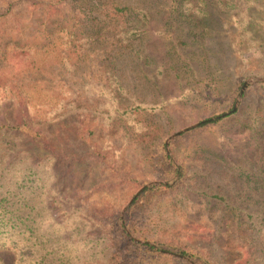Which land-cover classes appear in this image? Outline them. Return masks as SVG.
Segmentation results:
<instances>
[{
  "label": "rangeland",
  "instance_id": "rangeland-1",
  "mask_svg": "<svg viewBox=\"0 0 264 264\" xmlns=\"http://www.w3.org/2000/svg\"><path fill=\"white\" fill-rule=\"evenodd\" d=\"M130 3L148 11L153 33L135 42L140 57L127 53L111 66L103 55L87 60L69 57L70 48L92 27L85 14L74 12L69 5L21 7L15 22L0 29V67L5 65L10 45H68L64 52L68 60L54 55L39 71L6 86L0 84V124L27 126L31 129L27 136L38 134L37 141L20 147L19 153L31 151L33 161H46L39 163V169L48 173L52 191L47 196L53 216L59 219L61 211L53 201L61 199L77 211V217L93 223L89 233L100 234L113 216H126L146 188L173 186L179 176L161 180L155 171L159 154L154 143L159 140L165 143L173 165L180 168L185 162L200 172L197 182L202 187L194 189L219 191L235 205L246 201L247 209L253 211L255 188L264 182V128L258 133L232 118L209 129H196L205 120L230 116L233 107L234 111L241 109L240 117L251 119L258 107H264V89L253 88L264 83V77L251 76L244 85L239 81L240 59L228 37L231 10L212 9L215 19L207 27L203 16L189 11L193 17L182 29L192 33L186 55L192 69L185 74L179 70L178 59L168 56L169 43L158 35L170 15L169 0ZM248 57L256 65L264 62L262 48ZM171 67L180 71L182 81ZM114 75L125 88H110L108 81ZM115 90L120 107L103 102L104 94ZM57 95L63 100L60 116L40 123L37 112L31 111L34 121L29 109L47 105ZM116 106L125 114H117ZM138 106L155 109L141 113ZM259 115L264 123V114ZM186 195L165 200L153 215L152 236L159 243L185 250L208 246L212 252L218 245L222 251L219 264H257L256 250L246 241L253 232L236 217L237 212L213 206L205 196ZM261 239L264 245V229ZM0 256L5 264L17 262L10 252Z\"/></svg>",
  "mask_w": 264,
  "mask_h": 264
},
{
  "label": "trees",
  "instance_id": "trees-1",
  "mask_svg": "<svg viewBox=\"0 0 264 264\" xmlns=\"http://www.w3.org/2000/svg\"><path fill=\"white\" fill-rule=\"evenodd\" d=\"M31 4L52 7L69 5L75 8L74 12H81L86 19L89 18L92 27L68 51L69 57L80 60L98 54L103 55L107 65L111 66L127 53H136L140 57L141 53L134 50L135 42H141L153 33L150 30L151 17L148 11L130 3V0H5L0 4V29L15 22L20 8ZM214 8L220 13L231 10L228 37L234 54L240 59L239 81L244 85L245 80L251 76L264 77V62L259 61L256 65L248 57L257 47L262 48L264 56V0H169L170 15L164 32L158 34L169 43L168 56L174 61L178 59L180 71L185 74L191 72V64L186 55L189 54L187 41L192 33L182 29V26L190 22L193 16L188 13L193 10L203 16L207 27L215 19L211 12ZM62 43L64 46L59 43L56 45L55 42L50 48L10 45L5 65L0 67V84L6 86L39 71L54 55L68 60L69 57L65 58L64 55L68 45ZM171 69L182 81L180 71L175 67ZM113 79L116 83L112 82ZM112 80L108 81L112 84L110 88H125L121 78L114 75ZM255 87L264 89V83ZM115 93L116 90L106 92L103 102L120 107V100L114 97ZM62 103L63 100L57 95L47 105L37 104L30 108V116L34 120L31 111H36L38 122L54 120L60 116ZM261 103L264 105V101ZM154 109L137 107L141 113L148 114ZM120 110L116 113L125 114ZM230 112V116L221 115L205 120L196 129H209L232 118H237L245 128L254 129L258 133L264 128L259 115L264 114L263 106L254 111L253 119L240 117L241 109L234 111L233 107ZM27 130L31 129L27 126L0 124V254H14L16 264H219L222 251H219L218 245L215 246L216 255L213 258L215 252L209 250L208 246L206 249L185 250L159 243L156 236H152L155 223L153 215L157 209L165 200L179 195L187 197L186 194L205 196L213 206L219 205L235 214L237 212L236 217L253 232L251 239L246 241L256 250L257 264H264V245L261 239L264 229V182L257 183V200L250 212L246 201L235 205L219 191L194 189L202 187L197 182L201 177L200 172L192 171L185 162L180 164V168L173 165L165 143L159 140L154 143L158 144L155 148L159 154L157 161H154L155 171L161 180L170 181L179 176L176 183L173 186L160 184L146 188L135 199L126 216L121 213L113 216L103 233L92 234L87 230H93V223L77 217L74 214L77 211L67 208V203L61 199L53 201L54 206L61 211L59 219L53 216L47 196L48 190L52 191L47 181L48 173L39 169V163L45 164L46 161L42 159L36 163L31 151L19 153L20 147L33 145L37 141L38 134L27 136ZM146 137L150 138L149 134ZM0 264H5L1 256Z\"/></svg>",
  "mask_w": 264,
  "mask_h": 264
},
{
  "label": "water",
  "instance_id": "water-1",
  "mask_svg": "<svg viewBox=\"0 0 264 264\" xmlns=\"http://www.w3.org/2000/svg\"><path fill=\"white\" fill-rule=\"evenodd\" d=\"M189 130V129H188ZM188 130H186V131H188Z\"/></svg>",
  "mask_w": 264,
  "mask_h": 264
}]
</instances>
